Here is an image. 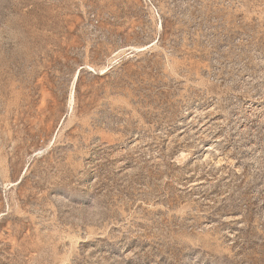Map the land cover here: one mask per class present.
Returning <instances> with one entry per match:
<instances>
[{"label": "rangeland", "instance_id": "obj_1", "mask_svg": "<svg viewBox=\"0 0 264 264\" xmlns=\"http://www.w3.org/2000/svg\"><path fill=\"white\" fill-rule=\"evenodd\" d=\"M0 264H264V0H0Z\"/></svg>", "mask_w": 264, "mask_h": 264}, {"label": "bare ground", "instance_id": "obj_2", "mask_svg": "<svg viewBox=\"0 0 264 264\" xmlns=\"http://www.w3.org/2000/svg\"><path fill=\"white\" fill-rule=\"evenodd\" d=\"M143 48H145V46L140 47V48H138V49H136V50H143ZM104 70H105V69H104ZM104 70H102V72H104ZM102 72H101V73H102ZM78 74H79V72L76 71L75 74H74V76H73L71 96H72V94H73V88H74L73 85H74V82H75L76 79H77Z\"/></svg>", "mask_w": 264, "mask_h": 264}, {"label": "water", "instance_id": "obj_3", "mask_svg": "<svg viewBox=\"0 0 264 264\" xmlns=\"http://www.w3.org/2000/svg\"><path fill=\"white\" fill-rule=\"evenodd\" d=\"M129 53H132V51H131V50H129Z\"/></svg>", "mask_w": 264, "mask_h": 264}, {"label": "built area", "instance_id": "obj_4", "mask_svg": "<svg viewBox=\"0 0 264 264\" xmlns=\"http://www.w3.org/2000/svg\"><path fill=\"white\" fill-rule=\"evenodd\" d=\"M261 204H263V203H261Z\"/></svg>", "mask_w": 264, "mask_h": 264}, {"label": "trees", "instance_id": "obj_5", "mask_svg": "<svg viewBox=\"0 0 264 264\" xmlns=\"http://www.w3.org/2000/svg\"><path fill=\"white\" fill-rule=\"evenodd\" d=\"M78 76H79V74H78Z\"/></svg>", "mask_w": 264, "mask_h": 264}]
</instances>
